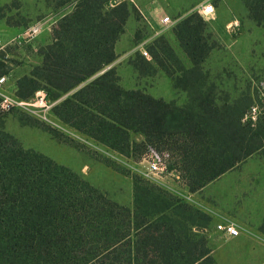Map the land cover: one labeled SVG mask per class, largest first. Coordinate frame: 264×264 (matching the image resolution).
I'll return each instance as SVG.
<instances>
[{"label":"trees","instance_id":"16d2710c","mask_svg":"<svg viewBox=\"0 0 264 264\" xmlns=\"http://www.w3.org/2000/svg\"><path fill=\"white\" fill-rule=\"evenodd\" d=\"M112 1H59V8L74 4V10L58 22L42 63L17 81L20 99L31 100L40 88L71 94L53 110L59 120L134 159L149 146L170 152L169 171L179 172L191 193L264 149V110L252 118L251 96L219 106L203 91V66L219 44L197 13L173 29L191 68L164 35L146 48L149 58L137 53L133 61L143 75L157 66L190 93L188 103L122 88L108 67L138 10L125 1L111 7ZM242 1L249 18L263 25L264 0ZM10 71L0 56V77ZM132 134L143 141L133 142ZM210 222L141 178L134 179L133 209L120 205L71 169L25 149L0 120V264H216L202 233Z\"/></svg>","mask_w":264,"mask_h":264},{"label":"rangeland","instance_id":"374dc122","mask_svg":"<svg viewBox=\"0 0 264 264\" xmlns=\"http://www.w3.org/2000/svg\"><path fill=\"white\" fill-rule=\"evenodd\" d=\"M59 1L13 0L0 8V21L9 27L7 30L0 23V56L11 69L7 78L13 85L16 94L18 91L17 81L29 75L34 67L42 63L41 53L53 42V34L58 22L70 9L74 10V4L59 10L57 6ZM200 2L201 0H167L162 3L167 10L166 14L173 20V29L182 19L196 14V6ZM213 4L216 7V14L213 18L203 20L219 47L210 54L203 66L205 73L203 91L211 92L219 106H223L225 102L231 103L242 96H251L254 101L251 109H255L253 110V114H255L259 110H264V24L257 25L249 18L247 8L242 0H214ZM134 16L138 22L137 31L130 28L119 43L118 60L122 61L117 64L121 74L119 84H122L125 90H140L150 96L152 93L159 94L162 88L170 91L172 78L169 77L171 80L163 76L161 78V73L164 72L157 66L155 72L150 75L140 74L133 67V61H135L137 53L143 55V50H146L161 35L168 39L173 48L175 46L168 34L160 32L162 23L151 29L144 20L138 17L139 15L134 13ZM164 16L161 17V21L165 18ZM35 27H38L39 31L34 34L31 29ZM179 49L184 53L180 45ZM182 64L186 68L183 61ZM177 76L179 74L175 75V77ZM174 83L173 81V85ZM41 90L46 92L53 104L49 115H47L48 120L23 109H13L7 113L0 111V116H2L0 120L3 122L4 130L14 136L25 149L41 153L56 163L71 169L92 187L105 193L112 201L133 209L134 179L141 178L156 185L147 180L145 176L148 164L144 158L148 154V150L143 157L134 159L119 154L81 134L59 120L53 111L71 94L55 96L53 91L44 88H40L36 92ZM189 96L190 93L187 90L175 88L173 99L171 101L163 100L175 102L177 106L183 107L188 103ZM131 137L133 142L143 141L140 134H132ZM152 148L160 152L159 149ZM238 169L253 171L257 176L253 180L261 183L264 180L262 177L264 176V149L240 164ZM238 171L214 184L204 194L192 195L194 203L184 200L183 202L198 208H211L213 202L207 197L211 193L225 197L233 196L231 192L237 193L236 187H242L237 182L248 180V177L239 178L238 175L242 174ZM163 178L172 190L193 194L185 186V181L183 183L169 174ZM163 190L182 201L172 193V190L166 187ZM237 202H232V207L240 213L241 207L235 206ZM227 213L232 217H238L235 213ZM226 219H221L218 224L224 223ZM226 221L238 224L235 219L228 218ZM198 222L203 224L202 220H198ZM215 229L218 231L217 226ZM253 240L254 242L258 241ZM262 240L264 241V237L261 236L260 245L264 246Z\"/></svg>","mask_w":264,"mask_h":264},{"label":"crops","instance_id":"0c3cea01","mask_svg":"<svg viewBox=\"0 0 264 264\" xmlns=\"http://www.w3.org/2000/svg\"><path fill=\"white\" fill-rule=\"evenodd\" d=\"M10 1L13 0H0V8L3 7V5H7ZM124 1L128 2L132 9L136 8L138 10L136 13L137 15H139L138 17L141 20H144L151 29H154L156 26H158V24L161 23V17L163 15H165L164 17L168 16L166 14L167 10L163 6L164 4L162 5V3L167 2V0H113L110 6L114 7L115 5L120 4L121 2ZM61 8L58 9L60 10ZM72 11L73 10L70 9L64 16L70 15ZM0 23H2L3 26L8 30L9 27L6 24H4L1 21ZM137 24L138 22L134 16V13H132L126 23L125 33L128 32L130 28L134 29V31H137L138 28ZM160 30H161L160 32H163L164 34H168L169 38L173 42V45L175 46L174 48L177 51V54L184 62L186 68H191L192 67L191 60L187 57V55H185L179 49V42L177 41L173 33V27L166 30H164L162 27V29ZM122 36L120 37L119 41L115 46L117 58L108 67V69L109 68L116 69L117 75L119 76V82H120L121 74H120L119 66L117 64L119 62H122L119 61L120 59L118 60L119 58L118 50L120 47L119 43L120 40L122 39ZM217 40L220 41L218 38ZM161 74H162L161 78L163 77L169 78L166 74L164 73ZM171 85H172V89L170 91H167V89L162 88L159 94L152 93V97L154 96L160 99L171 101L175 96V87L173 85L172 80H171ZM120 86L123 87L122 84H120ZM239 165H237V167H235L234 169L221 175L219 178L212 181L211 183L206 185L203 189H201L199 192H197L199 194L200 193L204 194V192L209 188H211L214 184L221 182L224 178H226L230 174L238 170H241L238 172L242 175H238V177L239 178L248 177V180L244 182H241L239 180L237 182L238 185L242 186L240 188L236 187V190H238L237 193L231 192L233 194V196L231 197H225L222 195L219 196L217 193H211L210 195L207 196L208 199H210L213 202V206H211V208L210 207L198 208V207H194V205L192 206L195 209H198L201 212L207 214L211 218V222L207 226H205L202 233H204L208 237L209 246L211 249V256L213 257L216 264H264V246L260 245L261 236L264 237V225H263L264 224V180L261 183H259L256 180L254 181L253 178L257 177L255 173H253V171H245L242 169H238ZM262 177L264 179V176ZM192 195H196V193H193ZM237 200H239V202H237ZM241 200H243L244 202ZM234 201L237 202L235 204L236 207L239 208L241 207L240 213L236 211V208L232 207L233 206L232 202ZM227 212L235 213V215L238 216L239 218L232 217ZM228 218L235 219V221L238 222V225L243 229V232H241L240 236L236 238H229L220 231H216L215 228L220 222V220L221 219L228 220ZM246 230L253 234L245 232ZM253 239L258 240L259 242L255 241L257 242L255 243ZM262 242L264 241L262 240Z\"/></svg>","mask_w":264,"mask_h":264},{"label":"built area","instance_id":"2783aa9c","mask_svg":"<svg viewBox=\"0 0 264 264\" xmlns=\"http://www.w3.org/2000/svg\"><path fill=\"white\" fill-rule=\"evenodd\" d=\"M213 1L214 0H201L200 4L197 6L196 13L200 15L202 19L205 20V18H213L216 14V8L213 4ZM161 23L164 30L173 27V20L168 16H166L161 21ZM38 31V27L31 29V32L34 34ZM143 55L147 58L149 57L146 50H143ZM52 107L53 104L49 100L44 90L36 92L35 96L31 100H22L17 96L16 91L13 89V85L9 83V79L7 78V76L0 77L1 112L7 113L13 109H23L38 114L41 118L48 120L47 115H49ZM40 111H42V113H39ZM252 118L254 120L256 119V113L253 114V111ZM144 160L148 164L145 176L147 177V180H150L157 186L162 187L163 189L164 187H166L169 190H172L163 178L168 174L183 182L179 172H177L176 170L169 171V162H171V155L168 151L159 152L152 147H148V154L145 156ZM174 174H176L177 176ZM172 193L181 198L182 201L184 200L188 203H194L192 194L174 189L172 190ZM217 229L229 238H236L240 236L241 232H243V229L238 224L231 221H225L222 224H218ZM245 232L253 234L247 230Z\"/></svg>","mask_w":264,"mask_h":264}]
</instances>
